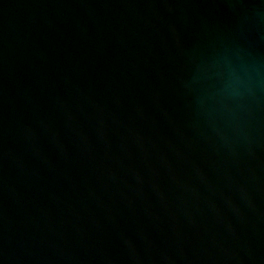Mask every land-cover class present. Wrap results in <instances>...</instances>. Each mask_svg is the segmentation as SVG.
I'll return each instance as SVG.
<instances>
[{
    "label": "water",
    "instance_id": "water-1",
    "mask_svg": "<svg viewBox=\"0 0 264 264\" xmlns=\"http://www.w3.org/2000/svg\"><path fill=\"white\" fill-rule=\"evenodd\" d=\"M0 264H264V0H0Z\"/></svg>",
    "mask_w": 264,
    "mask_h": 264
}]
</instances>
